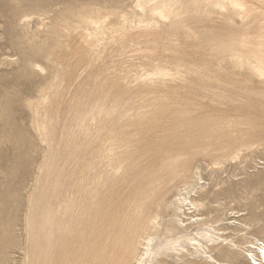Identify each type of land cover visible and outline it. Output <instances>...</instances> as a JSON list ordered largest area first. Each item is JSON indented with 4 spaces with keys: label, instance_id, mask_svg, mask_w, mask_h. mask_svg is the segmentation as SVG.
<instances>
[{
    "label": "rangeland",
    "instance_id": "1",
    "mask_svg": "<svg viewBox=\"0 0 264 264\" xmlns=\"http://www.w3.org/2000/svg\"><path fill=\"white\" fill-rule=\"evenodd\" d=\"M253 1L255 5L241 0L245 8L241 22L227 21L212 6L199 3L183 19L190 30L175 23L170 31L159 25L150 33L143 23L134 28L126 20V26L113 37L108 35L70 54L67 49L59 50L55 59H61L64 102L58 139L51 146L53 156L70 155L75 165L77 151L93 147L95 129L89 124V115L97 107L109 109L113 100L139 97L143 89L149 91L146 99L152 100L159 90L180 85L178 89L188 93L191 106L214 118L212 126H206L208 130L202 129L209 135V152L196 159L209 190V199L198 214L221 219L213 226L245 252L247 241L264 239V80L250 76L246 65L243 70L239 67L248 56L264 70V0ZM91 5L137 12L133 0H0V264H22V253L28 252L24 221L30 216L27 196L32 190L37 202L30 223L39 237L38 249L44 252L42 214L47 192L35 181L41 144L25 105L42 79L30 71L28 63L37 62L51 72L46 53L54 39L46 26L70 20ZM25 16L33 18L22 21ZM118 16L113 15V23L119 21ZM149 17L147 11L143 22ZM41 18L43 28H39ZM176 55L181 57L178 65L171 60ZM93 59L100 61L93 65ZM156 67L179 70L184 79L144 82L142 77ZM241 144L251 147L245 149ZM238 148L243 149L232 159ZM213 161L221 162L219 169H210ZM231 210L241 215L233 218ZM233 219L249 229L234 225ZM40 256L43 260V253ZM233 261L231 264H246L242 256Z\"/></svg>",
    "mask_w": 264,
    "mask_h": 264
},
{
    "label": "bare ground",
    "instance_id": "2",
    "mask_svg": "<svg viewBox=\"0 0 264 264\" xmlns=\"http://www.w3.org/2000/svg\"><path fill=\"white\" fill-rule=\"evenodd\" d=\"M133 2L137 11L133 14L91 5L70 20L46 26L54 39L46 53L53 70L49 72L37 62L28 63L30 71L42 79L25 105L36 139L44 145H40L35 181L47 194L42 214L44 252L38 249L39 237H35L30 223L37 198L33 190L27 196L30 216H25L24 222L28 252L23 251L22 264H231L239 256L246 264H264V239L247 241L245 252L233 238L224 237L220 228L213 226L221 219L209 220L198 214L204 200L209 199V190L196 159L209 152V135L202 129L208 130L214 118L191 106L188 93L178 89L180 85L159 90L152 100L146 99L149 91L143 89L139 97L113 100L109 109L97 107L89 115V124L95 129L93 147L77 151L75 165L70 155L53 156L51 146L53 139H58L64 102L61 59H55L59 50L67 49L70 54L108 35L113 37L126 26V20L134 28L143 23L150 33L159 25L170 31L175 23L190 30L183 19L200 7L199 3L212 6L230 22H241L245 9L241 0ZM249 3L255 5L253 0ZM147 11L150 17L146 23L143 17ZM115 13L119 15L117 23L112 22ZM41 20L39 28L44 27ZM180 58L171 56L177 65ZM99 61L93 59V65ZM245 65L250 76L264 80V70L256 61L244 56L239 67L243 70ZM159 78L182 81L184 75L179 70L156 67L142 80ZM243 146L247 149L251 144ZM242 149L238 148L231 158L238 157ZM210 164V169H219L221 162ZM229 215L236 218L241 214L231 210ZM231 223L249 229L235 219Z\"/></svg>",
    "mask_w": 264,
    "mask_h": 264
}]
</instances>
